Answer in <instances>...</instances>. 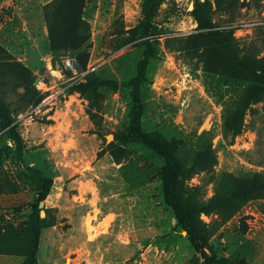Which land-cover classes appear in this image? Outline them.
Wrapping results in <instances>:
<instances>
[{
  "label": "rangeland",
  "instance_id": "rangeland-1",
  "mask_svg": "<svg viewBox=\"0 0 264 264\" xmlns=\"http://www.w3.org/2000/svg\"><path fill=\"white\" fill-rule=\"evenodd\" d=\"M50 1L0 0V46L11 58L7 63L27 68L48 85L41 101L26 107L16 78L0 73V98L23 146L19 158L14 144L0 137V225L22 227L34 196L24 168L33 167L52 179L43 212L55 225L41 232L39 262L190 264L197 254L185 232L175 228L162 200L157 173L163 161L140 145L114 141L128 122L127 83L144 50V41H130L128 34L141 20L140 0H86L83 18L90 38L81 49L86 53L84 69L76 52L48 50L41 9ZM202 3L210 22L234 29L233 37L241 44L259 43L258 35L264 33L257 30L264 25L261 0H227L222 5L215 0H164L153 20L154 36L148 39L154 55L140 86V127L183 140L192 149L209 146L216 157L215 174L264 176L263 104L251 105L232 134L242 88L204 69L192 49L199 32L192 12ZM63 60L72 63L73 73L62 68ZM90 74L114 83L115 89L99 86L88 100L67 94ZM205 181L199 174L188 182L202 188L203 200L213 194V185ZM200 220L211 224L217 218L201 215ZM208 244L217 258L228 262L264 264V199L247 202L217 228ZM21 260L0 255V264Z\"/></svg>",
  "mask_w": 264,
  "mask_h": 264
},
{
  "label": "trees",
  "instance_id": "trees-1",
  "mask_svg": "<svg viewBox=\"0 0 264 264\" xmlns=\"http://www.w3.org/2000/svg\"><path fill=\"white\" fill-rule=\"evenodd\" d=\"M163 1L140 0L141 20L128 32L130 41H144V50L137 63L135 76L127 83L130 95L128 122L120 133L114 135V141L140 145L163 161L157 173L162 200L172 212L175 228L185 232L191 249L197 254L190 264H246L244 260L228 262L224 258H217L208 241L217 228L247 202L264 199V176L253 173L239 178L225 172L215 174L216 157L209 146L200 150L192 149L183 140L166 139L155 132H144L140 127L143 112L140 86L145 81L148 62L154 55L150 42L154 36L152 26L157 9ZM226 1L215 0L216 5L225 4ZM261 1L264 6V0ZM85 3L86 0H51L41 9L48 50L76 52L75 59L81 69L85 68L86 62V53L81 49L87 47L90 38L89 23L83 18ZM200 6L198 9L196 5L192 12L199 31L193 36L192 49L198 52L197 56L205 65L204 69L241 86L236 111L233 113L236 126L230 130L236 134L251 105L262 103L264 110V45L261 47L264 44V33L258 35L259 43L251 40L241 44L233 37L234 29H219L210 22L209 11L203 10V7H207L206 3ZM263 29L264 25L257 28L258 31ZM9 59L10 56L0 46V73H8L16 78L17 87L22 88L20 97L26 107L36 106L42 97L33 87L35 76L19 64L7 63ZM110 84L115 89L114 83L99 80L90 74L83 83L69 87L67 94L77 93L88 100L97 87ZM13 123L14 119L0 98V137L14 144L13 152L20 158L23 152L22 139L17 132V125ZM112 146L113 143L108 148ZM24 173L34 188V196L28 204L29 213L19 230L0 225V255L19 256L22 258L21 264H38L41 232L54 226L53 217L47 211H44L46 216L40 218L38 204L49 195L52 179L44 177L40 170L33 167H25ZM199 174L205 176V185H213V194L207 200H203L200 186L188 185L191 178ZM201 215H215L217 221L205 224L200 220Z\"/></svg>",
  "mask_w": 264,
  "mask_h": 264
},
{
  "label": "built area",
  "instance_id": "built-area-1",
  "mask_svg": "<svg viewBox=\"0 0 264 264\" xmlns=\"http://www.w3.org/2000/svg\"><path fill=\"white\" fill-rule=\"evenodd\" d=\"M114 55H110L107 59L113 58ZM50 70V67H48ZM62 68L66 71H70V72H74L72 63L69 60H63L62 61ZM58 74V76H60V72H56ZM33 87L34 89L40 93V94H45L48 90V85L46 84V82L41 79V78H36L35 81L33 82Z\"/></svg>",
  "mask_w": 264,
  "mask_h": 264
},
{
  "label": "water",
  "instance_id": "water-1",
  "mask_svg": "<svg viewBox=\"0 0 264 264\" xmlns=\"http://www.w3.org/2000/svg\"><path fill=\"white\" fill-rule=\"evenodd\" d=\"M108 137L111 138V136H108ZM108 137H107V140H108ZM43 207H44V203L43 202H39L38 208L40 210V212H39L40 217H44Z\"/></svg>",
  "mask_w": 264,
  "mask_h": 264
},
{
  "label": "crops",
  "instance_id": "crops-1",
  "mask_svg": "<svg viewBox=\"0 0 264 264\" xmlns=\"http://www.w3.org/2000/svg\"><path fill=\"white\" fill-rule=\"evenodd\" d=\"M55 226V225H54ZM54 226H52L51 228H54ZM50 229V228H49ZM39 254V253H38ZM37 261H38V264H51V263H49V262H45V261H43V263H41V262H39L40 260L38 259V256H37ZM21 262H22V260H21Z\"/></svg>",
  "mask_w": 264,
  "mask_h": 264
}]
</instances>
